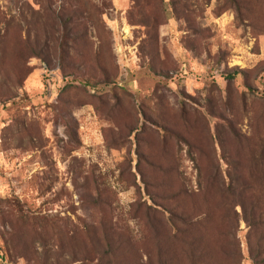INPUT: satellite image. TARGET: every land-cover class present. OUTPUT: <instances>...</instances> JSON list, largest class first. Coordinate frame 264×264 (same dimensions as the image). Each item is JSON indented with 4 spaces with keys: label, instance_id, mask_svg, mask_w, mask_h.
Instances as JSON below:
<instances>
[{
    "label": "rangeland",
    "instance_id": "rangeland-1",
    "mask_svg": "<svg viewBox=\"0 0 264 264\" xmlns=\"http://www.w3.org/2000/svg\"><path fill=\"white\" fill-rule=\"evenodd\" d=\"M0 247L264 264V0H0Z\"/></svg>",
    "mask_w": 264,
    "mask_h": 264
},
{
    "label": "built area",
    "instance_id": "built-area-1",
    "mask_svg": "<svg viewBox=\"0 0 264 264\" xmlns=\"http://www.w3.org/2000/svg\"><path fill=\"white\" fill-rule=\"evenodd\" d=\"M46 71L53 79V77L55 76V73L52 70H48V69Z\"/></svg>",
    "mask_w": 264,
    "mask_h": 264
},
{
    "label": "trees",
    "instance_id": "trees-1",
    "mask_svg": "<svg viewBox=\"0 0 264 264\" xmlns=\"http://www.w3.org/2000/svg\"><path fill=\"white\" fill-rule=\"evenodd\" d=\"M0 250H1V252H0V256H1V258L5 259V255H4V253H3L2 249H1V247H0Z\"/></svg>",
    "mask_w": 264,
    "mask_h": 264
},
{
    "label": "bare ground",
    "instance_id": "bare-ground-1",
    "mask_svg": "<svg viewBox=\"0 0 264 264\" xmlns=\"http://www.w3.org/2000/svg\"><path fill=\"white\" fill-rule=\"evenodd\" d=\"M126 29H128V26H126Z\"/></svg>",
    "mask_w": 264,
    "mask_h": 264
}]
</instances>
